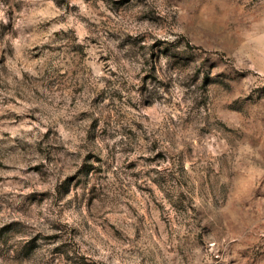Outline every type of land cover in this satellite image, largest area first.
<instances>
[{
    "label": "rangeland",
    "instance_id": "rangeland-1",
    "mask_svg": "<svg viewBox=\"0 0 264 264\" xmlns=\"http://www.w3.org/2000/svg\"><path fill=\"white\" fill-rule=\"evenodd\" d=\"M244 4L245 0H51L49 6L39 0L36 4L28 0H0L3 13L0 16V93H11L0 99V224L3 225L0 227V260L4 264H103L81 250L91 244L84 238L90 228L87 221L82 222V227L71 229L52 222L49 226L55 231L51 235L34 231L28 221L47 220L46 213L70 215L82 207L88 210L91 219L97 216V211L116 205L118 196L110 198L97 192L100 182L108 179L104 161L96 153L88 152L79 166L74 165L73 173L57 175L56 168L64 163L61 159L64 149L53 145L52 129L41 133L25 123L41 124L40 109L27 107L33 98L44 100L46 93L67 91L69 87L76 95L83 91L73 85L72 78L77 76L86 58L98 55L105 62L112 59L111 54L96 52L101 47L100 36L106 42H115L116 50L123 53L124 59L137 63L143 60V75L137 77L142 89L146 90L149 82L158 83L169 94L167 98L163 94L158 96L165 103H171L176 94L188 107L189 122L194 119L193 113L198 115L197 109L207 111L210 102L215 104L216 115L223 121L224 132L229 136L227 146L234 154L231 164L227 159L203 164V177L210 181L212 173H224L226 179L236 181L241 191L248 189V192L243 199H239L237 193L238 200L230 208L235 218L230 223L219 232L198 224L195 240L202 246L209 240L214 249L212 264H264V175L254 180L264 169V84L249 90L243 80L228 82L224 75L230 67L227 51L193 43L200 34L198 22L201 19L224 20L226 13L234 18V13ZM34 8H47L52 15L44 19L33 17ZM261 9L264 4H258L255 11ZM245 11H248L247 6ZM22 19L25 25L17 27ZM80 25H85L93 34L78 43ZM176 27L191 32V37L180 35L175 40L167 39L176 35L172 31ZM211 39H218L223 45L229 37L225 32ZM56 60L70 71L56 65ZM37 61L43 63H35ZM29 69L42 71L43 76L33 78ZM171 73L177 74L178 88L173 89L170 75L166 77ZM102 102L96 96L92 99L93 105ZM72 104L75 105V98ZM148 106L151 107V103ZM21 107L27 111L14 110ZM176 107L180 108V103L177 102ZM123 119L121 114L120 121ZM120 121L117 122L120 135L130 142L122 148L126 154L136 151L132 145L139 144L141 132H145L143 140L148 141L140 120H132L130 124ZM204 126L202 123L201 129ZM111 127V114L104 120L92 119L88 140L114 139L115 133L109 131ZM116 147L112 145L110 155ZM145 151L148 154L124 165L136 182L134 187L152 197L161 211L165 204L155 199L158 193H163L174 215L188 211L180 202L181 197L187 200L185 193L174 196L172 189L187 188L189 182L181 181L167 169L161 171L171 157L158 140L149 141ZM187 156L193 158L190 147ZM196 162L199 164L200 159ZM139 163L156 167L141 174L135 171ZM21 164L25 167H19ZM142 180L147 183L142 184ZM42 186H46L43 191ZM201 187L205 185L202 183ZM28 188L33 190L26 192ZM207 188L211 190L212 185L209 183ZM225 203H228L227 198ZM97 204L99 208L94 211ZM109 228L113 238L124 240L118 228L114 225ZM18 236L23 239L17 241Z\"/></svg>",
    "mask_w": 264,
    "mask_h": 264
},
{
    "label": "clouds",
    "instance_id": "clouds-1",
    "mask_svg": "<svg viewBox=\"0 0 264 264\" xmlns=\"http://www.w3.org/2000/svg\"><path fill=\"white\" fill-rule=\"evenodd\" d=\"M28 2L36 4L38 0H28ZM39 2L51 5V0H39ZM258 4H264V0H245V4L234 13V18H230V14L226 13L224 20L207 17L201 19L198 22L200 34L193 40L194 44L199 42L205 47L226 50L230 64L224 73L227 81L243 80L249 86V90L256 85L264 84V9L255 11ZM245 6L248 8L247 12ZM2 15L3 13L0 12V16ZM50 15L52 13H49L47 8H34L32 12L33 17L40 19ZM25 23V20H19L17 27H23ZM172 31L176 35L167 36L169 40H175L180 35L191 37V32H186L180 27ZM225 32L229 39L223 42V45L218 39L210 40L211 37H218ZM204 33L208 35L205 36ZM92 34L85 25H80L77 42H82L85 36ZM135 34L133 32V35ZM47 35L50 36L51 32ZM156 35L161 34L156 33ZM98 38L101 47L97 48L96 52L103 55L111 54L112 59L105 62L100 60L98 55L86 58L80 65L77 76L72 78L73 85L83 88V91L76 95L69 87L67 91L53 90L46 93L44 100L33 98L27 107L40 109L38 117L43 127L35 122L25 123H30L31 128L41 133L52 129L53 145L62 146L64 149L61 152L64 163L56 168L57 175L73 173L74 165L79 166L88 152L99 155L105 163V174L108 179L100 182L97 192L107 194L110 198L118 196L119 199L116 205H110L103 211H97L99 208L97 204L94 208V211H97L95 218L90 219L88 210L82 207L79 212L70 215L56 216L46 213L47 220L34 219L28 223L32 225L34 231L51 235L55 231L49 226L52 222L66 225L71 229L82 227V222L87 221L90 228L84 238L90 240L91 244L88 249L82 247L81 250L87 251L91 258L102 261L103 264H142V261L143 264H212L214 249L208 239L203 246L195 240L199 232L197 225L219 232L222 226H226L235 218L230 208L233 202L238 200L237 193L239 192V199H243L248 192V189L241 191L236 181L226 179L224 173H212L210 181L203 177L201 171L203 164L208 161L215 164L218 160L224 159L231 164L234 154V150L227 146L229 136L224 132L226 126L223 121L216 115L215 104L210 102L207 111L203 108L197 109L198 115L193 113L194 119L189 122L188 107L176 94H173L171 103H165L158 99V96L163 94L167 98L169 94L164 92V87L158 83L149 82L147 89H142L137 77L143 75V60H139L138 63L130 62L124 59L122 52L116 50L115 42H106L103 36ZM35 63L42 64L43 61ZM55 64L61 65L64 71H70L67 66L61 64L60 60H56ZM113 72L116 74L112 75ZM29 73L33 78L43 76L42 71L29 69ZM168 75L173 78V89L178 88L177 74H166V77ZM4 95L11 93H0V99ZM94 96L99 97L103 102L93 105ZM117 96L121 98L117 99ZM73 98H75L74 106ZM177 102L180 103V108L176 107ZM23 103L21 101V104ZM149 103L151 107L148 106ZM14 110L25 112L27 108ZM110 114L112 127L109 131L115 133L114 139L89 141V125L92 119L99 117L104 120ZM121 114L124 118L122 121H120ZM132 120H140L144 124L148 141L143 140L145 132H141L139 144L132 145L136 151L126 154L122 148L130 142L125 141L120 135L117 122L130 124ZM202 123L205 125L203 129L200 127ZM103 127L104 125L101 124V128ZM152 140H158L161 148L171 157L170 161L164 163L161 171L167 169L181 181L189 182L187 188L172 189L174 196L184 192L187 197V200L181 197L180 202L188 211L179 215L172 213L171 205L164 200L163 193H158L155 197L157 201L165 204L163 211L158 209L152 197L134 187L136 182L125 171L126 163L136 161L137 157L148 154L145 149ZM112 145L117 147L114 154L110 155ZM189 147L193 151L192 159L187 156ZM197 158L200 159L199 164L196 162ZM185 164L190 167H184ZM19 167L25 165L21 164ZM152 167L156 166L139 163L135 171L143 174ZM262 175L264 169L257 173L254 180H258ZM141 183L147 182L142 180ZM202 183L205 185L204 188L201 187ZM209 183L212 185L211 190L207 188ZM45 187L42 186L40 190H45ZM32 190L28 188L25 191ZM121 192L124 193L123 196L120 195ZM226 198L228 203H225ZM105 220L108 223H104ZM109 225L118 228L124 240L113 238ZM0 227L3 225L0 224ZM230 238L224 237V239ZM22 239L23 237H16L17 241ZM0 264H4V261L0 260Z\"/></svg>",
    "mask_w": 264,
    "mask_h": 264
}]
</instances>
